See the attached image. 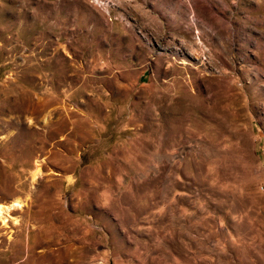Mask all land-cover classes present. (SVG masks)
Segmentation results:
<instances>
[{"label":"rangeland","instance_id":"374dc122","mask_svg":"<svg viewBox=\"0 0 264 264\" xmlns=\"http://www.w3.org/2000/svg\"><path fill=\"white\" fill-rule=\"evenodd\" d=\"M0 264H264V0H0Z\"/></svg>","mask_w":264,"mask_h":264},{"label":"bare ground","instance_id":"6f19581e","mask_svg":"<svg viewBox=\"0 0 264 264\" xmlns=\"http://www.w3.org/2000/svg\"><path fill=\"white\" fill-rule=\"evenodd\" d=\"M24 207V203L20 199H16L10 204H0V217L4 222H8L10 220H14L12 216V212L16 209H21Z\"/></svg>","mask_w":264,"mask_h":264}]
</instances>
